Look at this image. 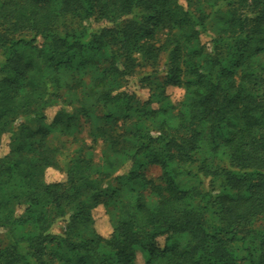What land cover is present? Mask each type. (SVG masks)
<instances>
[{
    "label": "trees",
    "instance_id": "obj_1",
    "mask_svg": "<svg viewBox=\"0 0 264 264\" xmlns=\"http://www.w3.org/2000/svg\"><path fill=\"white\" fill-rule=\"evenodd\" d=\"M203 1L0 0V264H264V0Z\"/></svg>",
    "mask_w": 264,
    "mask_h": 264
},
{
    "label": "rangeland",
    "instance_id": "obj_2",
    "mask_svg": "<svg viewBox=\"0 0 264 264\" xmlns=\"http://www.w3.org/2000/svg\"><path fill=\"white\" fill-rule=\"evenodd\" d=\"M203 5H204L203 0H193L191 6L195 9H197L199 6H203ZM206 8H208V7H206ZM22 36L32 38L34 36V34L30 33V32H26V33H23ZM40 41H41V38H40ZM3 60H4V55L2 54V51L0 49V62H3ZM165 60H167L166 55H163V58L161 60V68H163ZM150 70H152L151 65H149L145 61L140 62V65L138 67V71L140 73H145V72H148ZM129 89L135 90L137 93V98L134 101V104L136 106L141 105L145 101V99L147 98V95H148L147 89L142 88L138 84H136V83L132 84L131 83L129 85ZM168 92L174 101H179L183 98L185 90L183 88H179V87H169ZM56 109L57 108H50L48 110L47 113H48L49 119H51L53 117ZM24 122H30V123L34 124L35 119L32 116H21V117H18L16 119H13V118L8 119L6 121L7 130L8 131H11L12 129L14 130L21 123H24ZM131 124H132V121L130 120V121L124 123V126L130 128ZM79 136L82 137L86 141L87 144H89V145L93 144L92 138L90 137V130H89L88 125L85 124L82 127ZM7 144H8V137L5 136L4 137V144H3L2 150H1L2 152L7 151V149H8ZM101 150H102V145L97 144L96 149H95L97 157L100 156ZM59 161H60V164L63 168H67L71 164V153H70V151L69 150L61 151L59 153ZM161 173H162L161 167L158 165H152L146 171L147 176L149 178L156 180V181H160ZM200 176H201V179L203 181L204 187L208 188L210 186L211 178L205 177L203 174H201ZM47 177L49 180H57V179H60L62 177V174L57 169H50ZM13 206H14L15 215L17 217H20L24 214L25 207H26L25 203L15 202V203H13ZM94 215L96 218V224H97L98 229L101 232L108 234L111 231L112 227H111V223H110L111 220H109V216H108L105 208L103 206H101L99 209H97L94 212ZM62 225H63V223L59 222L56 225L55 230L60 231L62 228ZM9 243H10V236H9L7 230L0 227V248L5 247ZM147 261H148V256L146 255V253L142 249L137 248L135 264H146Z\"/></svg>",
    "mask_w": 264,
    "mask_h": 264
}]
</instances>
